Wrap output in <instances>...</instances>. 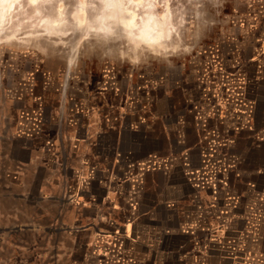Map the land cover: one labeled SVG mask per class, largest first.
Segmentation results:
<instances>
[{
	"label": "rangeland",
	"instance_id": "rangeland-1",
	"mask_svg": "<svg viewBox=\"0 0 264 264\" xmlns=\"http://www.w3.org/2000/svg\"><path fill=\"white\" fill-rule=\"evenodd\" d=\"M35 1L0 0V167L21 169L9 193L45 198L0 199V227L33 226L0 232V264H105L121 244L116 264L141 248L142 264H264V0ZM165 13L169 44L130 48ZM64 149L62 204L37 182ZM128 220L146 232L115 243Z\"/></svg>",
	"mask_w": 264,
	"mask_h": 264
},
{
	"label": "crops",
	"instance_id": "crops-1",
	"mask_svg": "<svg viewBox=\"0 0 264 264\" xmlns=\"http://www.w3.org/2000/svg\"><path fill=\"white\" fill-rule=\"evenodd\" d=\"M86 128L84 127V129L81 131V133L83 134V136H86L87 135V131L85 130ZM60 141H62L63 139H64V135L63 136H60ZM124 143L125 142H122L121 144H122V148L124 149L125 147H124ZM61 144L62 145H64V142H61ZM103 146V143L102 144H99V146ZM108 147L109 146H111V145H107ZM46 147H48V149H47V151H50V146H46ZM126 147H128L127 146V143H126ZM76 148H77V146L75 145V147H74V151L71 153V155L73 154V155H75V159L77 158V155H76ZM68 150V149H67ZM51 152V151H50ZM50 152L48 153V154H50ZM63 154H65V157H67V158H69L68 156L70 155V153H69V150L68 151H66L65 149L63 150ZM47 157H48V155H47ZM2 157H0V165H2ZM48 159V158H47ZM55 159H57V161L59 160V158H58V156H55ZM91 167H92V165H90ZM89 166V170H92L91 169V167ZM97 166H99V165H97ZM0 168H2V169H0V181H4V183H3V188L4 189H6L5 191L7 192H5V193H0V199H4V198H9V200H11L12 201V203L11 204H9L8 205V209L9 210H7V214L10 212V209H14V210H16L14 207V204H13V201H15L16 199H22V200H26V198H25V196H28V198L30 199V201H32V202H36L37 204H38V202H41L42 201V199L43 198H45V196L44 197H42L41 195L42 194H37V193H35V195L34 194H30L29 193V189H27V190H29L27 193H29V194H22V195H19V196H15V195H12V193L10 192L9 193V191H8V189H10V185L13 183L12 181H15V179H17L18 180V178H20L21 177V174L20 173H22L21 172V169H20V167H17L18 168V170H17V172H15L16 173V175L17 176H15V173H13V172H11V171H7V169L6 168H3L2 166L0 167ZM33 168H38V166L36 167V165H33V167L31 168V169H33ZM20 169V170H19ZM36 170V169H35ZM73 170H74V168H73V164L72 163H68V164H65V166H63V170H61V171H57V174H56V176L53 178V180H51L50 179V177H48L47 178V183L45 182V179L43 180V177L42 176H40V177H38V179L40 180V181H38L37 183H40V186H39V190L41 191L42 189H45V188H47V187H49V188H51L52 189V191H53V193H57V194H59V195H56L55 196V200L56 201H58V202H61L62 204H63V202H64V197H65V195L69 198L71 195H72V193H73V187L71 186V184H69V180H70V176H71V172H73ZM75 174H77L78 175V173H75ZM106 175H107V178H108V176L110 177V175L108 174V173H106ZM44 181V182H43ZM83 181L84 180H80V183L82 184L83 183ZM100 181H102V180H100ZM112 181V180H111ZM134 181V180H133ZM137 181V180H136ZM6 182V183H5ZM140 185H141V181H140V183L138 184V189H139V192L142 194V195H145V191L144 190H142V191H140ZM27 188H31L30 186H27ZM85 188H87V187H85ZM87 189H89V188H87ZM33 191H34V188H33ZM14 193V192H13ZM106 192H104V194H105ZM16 198V199H15ZM71 198V197H70ZM72 203V202H71ZM40 204V203H39ZM11 205L13 206V207H11ZM73 205V204H72ZM62 207H63V205H62ZM66 207V206H65ZM0 208H1V210H2V207L0 206ZM12 217V218H11ZM14 217H15V215H14ZM10 219H11V222L8 224V225H10V224H12L15 220V218H13V216L10 214ZM134 224H136L135 222L132 224V223H130V220H128L127 221V224L125 225V227L123 226L122 227V232H120V234H122L123 235V238L121 237H119V238H115L116 240H114L115 241V243H117L118 241H120V243H123V244H125V241L126 240H129L128 238H127V236L128 235H131L132 236V238H134L133 237V235H137V238H138V236L140 237V235L141 234H143L144 232H146V231H142V229H144V228H138L137 229V227H135V225ZM160 229V228H159ZM95 230V229H94ZM96 231V230H95ZM123 233H125V235L123 234ZM126 234H127V236H126ZM131 238V239H132ZM141 238V237H140ZM118 239H123L122 241L121 240H118ZM131 241H133V240H131ZM136 242V241H135ZM134 242V246L133 247H135V245H136V247H139L138 246V244L137 243H135ZM122 245V244H121ZM120 245V247H119V249H115L114 251H113V253L111 252V257H110V260H109V263L108 264H116L117 262H119V261H121V260H123L122 259V257H124L123 256V254H124V250H120L121 248H122V246ZM132 245H133V243H132ZM127 246V245H126ZM142 249L143 248H141V249H134L135 250V252L134 253H132V259L130 260V262H132V264H142L143 263V261H141V257L140 256H137L136 255V253L137 254H143V252H142ZM122 252H123V254H122ZM120 254H122V255H120ZM141 258V259H140ZM160 261V263L159 264H165V262L164 261H162V260H159ZM157 262V261H156ZM157 264V263H156ZM173 264H175V263H173Z\"/></svg>",
	"mask_w": 264,
	"mask_h": 264
},
{
	"label": "bare ground",
	"instance_id": "bare-ground-1",
	"mask_svg": "<svg viewBox=\"0 0 264 264\" xmlns=\"http://www.w3.org/2000/svg\"><path fill=\"white\" fill-rule=\"evenodd\" d=\"M11 3L14 0H9ZM35 1V0H34ZM105 1V0H104ZM107 1V0H106ZM112 1V0H111ZM36 2V1H35ZM33 4V3H32ZM39 4V3H37ZM82 4V2H81ZM110 5V4H109ZM116 6V4H115ZM84 8V7H83ZM112 8V7H111ZM63 10V9H62ZM57 11V10H56ZM61 12V11H60ZM168 12V11H167ZM166 12V13H167ZM151 13V12H150ZM161 14V15H153L151 17L148 18L147 21H145V23L143 24V26L140 28V30H138V32H134L136 33V37L134 38V36L132 37L133 39H131L128 43L130 44V48H132L133 50L135 49L138 52V49L140 46H145L148 49L147 50H152V51H156V49L162 48L163 44H169V37L171 36L170 32L172 31V25L169 24V22L166 21V15L167 14ZM61 15V14H59ZM56 15V16H59ZM63 15V14H62ZM61 15V16H62ZM66 15V14H65ZM64 15V16H65ZM107 15V14H106ZM51 17V16H50ZM112 17V16H111ZM110 17V18H111ZM130 15H124L123 17H120V22L119 24L122 25L125 29H127L128 31L132 30H136V23L134 18H130ZM143 17V15L141 16ZM58 18V17H56ZM55 18V19H56ZM61 18V17H60ZM106 19V18H104ZM51 20V19H50ZM107 20V19H106ZM140 20V19H139ZM142 22V20H141ZM140 22V23H141ZM51 23V22H50ZM143 23V22H142ZM82 24V23H81ZM138 25V24H137ZM47 26V25H46ZM65 26V24H64ZM82 26V25H81ZM85 26V25H84ZM63 27V26H62ZM47 28V27H46ZM65 28V27H64ZM49 29V28H47ZM45 29V30H47ZM109 30V29H107ZM106 30V31H107ZM43 32V31H42ZM56 32V31H55ZM108 32V31H107ZM112 34V31H110ZM82 33V32H81ZM109 33V32H108ZM61 34V33H60ZM110 35V33H109ZM121 35V34H120ZM118 35V36H120ZM52 37V35H50ZM61 36V35H60ZM130 36V35H129ZM56 37V36H55ZM22 40V39H21ZM28 40V39H27ZM26 40V41H27ZM127 40V39H126ZM52 41V40H51ZM9 42V41H8ZM7 42V43H8ZM13 42V41H12ZM53 42V41H52ZM58 42V41H57ZM11 43V42H10ZM9 43V44H10ZM28 44V43H27ZM139 44V45H138ZM18 45V44H17ZM55 45V44H54ZM10 46V45H9ZM27 46V45H26ZM53 46V45H52ZM61 46V44H60ZM73 49V48H72ZM77 49V48H76ZM131 49V50H132ZM145 49V48H144ZM71 50V49H70ZM173 50V49H172ZM75 51V50H74ZM163 51V50H162ZM127 52V51H126ZM148 52V51H147ZM166 52V51H165ZM144 53V52H143ZM149 53V52H148ZM152 53V52H151ZM78 54V53H77ZM127 54V53H126ZM141 54V53H140ZM73 55V53H72ZM159 55V54H158ZM71 56V55H70ZM151 56V55H150ZM139 57V56H138ZM78 58V57H77ZM72 59V58H71ZM74 59V58H73ZM70 60V59H69ZM71 61V60H70ZM68 63L70 64L71 62L68 61ZM70 67V66H69Z\"/></svg>",
	"mask_w": 264,
	"mask_h": 264
},
{
	"label": "built area",
	"instance_id": "built-area-1",
	"mask_svg": "<svg viewBox=\"0 0 264 264\" xmlns=\"http://www.w3.org/2000/svg\"><path fill=\"white\" fill-rule=\"evenodd\" d=\"M76 173H78V172H76ZM76 176H77V174H76ZM85 181L88 183V185H89V187H90V188H89V187H87V188H89L90 190H91V188H94V187H92V186L90 185V183H91L90 180H85ZM88 185H87V186H88ZM82 188H83V187H82ZM82 188H81V183H80V189H81V190L84 189L85 191H89V189H87V188H83V189H82ZM80 189L78 190V192L80 191ZM131 190H132V189H131ZM137 190L139 191V189H138L137 187H134V190H133L132 195H131L133 199H132L131 201L135 200V201H133V202H137V205L140 206V205H141V202L138 201V200L136 199L137 197H139V194L136 196L135 193H134V191H137ZM130 192H131V191H129V193H130ZM137 193H138V192H137ZM137 193H136V194H137ZM98 196H99V195L97 194V196H96L97 199H98ZM102 198H103V196L100 198V200H102ZM140 198H141V197H140ZM128 200H129V199H128ZM129 201H130V200H129ZM93 248H94V250H96L95 253H96V255H97V256H96L97 258H99L100 256L103 255V254H101V253H103V249H101V246H99L98 244L95 243V245L93 246ZM104 252H105V253H104V254H105V257H104L105 260L102 259V261L104 260L105 264H108V263H109V260H110V257H111V252H108V249L104 250ZM96 263H97V260H96L95 264H96Z\"/></svg>",
	"mask_w": 264,
	"mask_h": 264
},
{
	"label": "water",
	"instance_id": "water-1",
	"mask_svg": "<svg viewBox=\"0 0 264 264\" xmlns=\"http://www.w3.org/2000/svg\"><path fill=\"white\" fill-rule=\"evenodd\" d=\"M90 225L93 226L96 231H99L98 230V226L95 223H93V222L88 223L87 225H84V226H80V228H84V227L90 226ZM32 227H33L32 225H23V224L12 226V227H0V232L1 231H9V230L10 231L11 230H20V229H23V228H32ZM65 228L72 229L69 226H65V227L46 226V227H44V230L46 232H58V231H61V230L65 229Z\"/></svg>",
	"mask_w": 264,
	"mask_h": 264
},
{
	"label": "flooded vegetation",
	"instance_id": "flooded-vegetation-1",
	"mask_svg": "<svg viewBox=\"0 0 264 264\" xmlns=\"http://www.w3.org/2000/svg\"><path fill=\"white\" fill-rule=\"evenodd\" d=\"M62 117H64V116H62ZM46 149H48V147H46ZM58 156V158H59V160H60V166H65V164H68V163H72L73 164V160L74 159H71L69 156V158H67V157H65V154H61V155H57ZM16 158V157H15ZM18 159V157L16 158V160ZM18 161V160H17ZM63 170V169H62ZM92 171V170H91ZM89 175V177H91V178H93V176H92V174L91 173H89L88 174ZM86 185H85V181H83V183L81 184V187H85ZM86 187H89V185L88 186H86ZM90 188V187H89ZM102 196H98V198H101ZM71 204V203H70ZM72 208V207H71Z\"/></svg>",
	"mask_w": 264,
	"mask_h": 264
}]
</instances>
